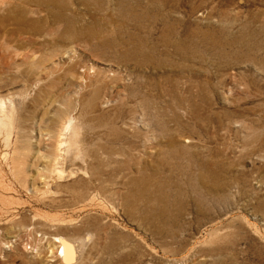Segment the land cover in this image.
Here are the masks:
<instances>
[{"label":"rangeland","instance_id":"374dc122","mask_svg":"<svg viewBox=\"0 0 264 264\" xmlns=\"http://www.w3.org/2000/svg\"><path fill=\"white\" fill-rule=\"evenodd\" d=\"M72 2L78 75L56 34L34 45V129L13 162L0 145V264H63L55 236L86 237L79 264H264V0ZM70 112L80 157L49 177Z\"/></svg>","mask_w":264,"mask_h":264},{"label":"bare ground","instance_id":"6f19581e","mask_svg":"<svg viewBox=\"0 0 264 264\" xmlns=\"http://www.w3.org/2000/svg\"><path fill=\"white\" fill-rule=\"evenodd\" d=\"M70 1H71L70 4H67L69 2L68 0H27V1H19L18 0V1H14V2L8 1V0L7 1L0 0V83L3 82L4 85H5V83H8V82L11 84H17V83H21V82L24 83L23 84L24 88L20 91H15V92L10 90V89L2 90L3 87H6V86L3 85V87H2L0 84V145L3 148L2 149L3 153L6 155L7 158L10 159L11 162H13L14 154H15V152H17L16 149H18V143L20 141L23 142V140H24V142L27 141L26 143H28V139L26 138L25 135L27 133L28 127L33 126L32 124H31V126H29V124H30L29 122L31 121V118L29 117V110L27 108L28 107V105H27L28 99L29 98L31 99V97H32L30 89L39 88V85H41V81H44V80H42L43 78L41 77V75H42L41 73H43L42 71H44L43 70L44 66H42V64H41V62H42L41 58L42 57L40 58L41 61L39 59H37V58H39V55H38V57L35 56L36 55L34 52L35 50L33 49L35 47L34 45H37L35 48H37V50H38L39 49L38 46L43 45L42 44L43 37H50L53 35L54 36L57 35L58 37L56 39L54 37L55 41L53 40L54 41L53 44L57 48H60V47L65 48L64 51L62 50V53L64 56L66 55V60H65L66 67L65 68L68 69L67 72L73 71V73H74V70L76 69V66H74V65H76V62L74 64V57H75V60L77 61V59H76L77 56H75L77 53L76 54L74 53L73 43L75 42L76 38L78 40L77 33L81 31V30L79 31V29L77 27L79 25L76 24V22H77L76 19H77L78 15H79L78 18H80V16H82V15H80L82 11L78 12V9L75 7L74 2H72L73 0H70ZM76 1H78V0H76ZM87 3H88V1H87ZM90 4H91V1H90ZM110 9H112V7ZM88 12H89V10H88ZM86 16L87 15H85L83 17H86ZM103 21H105V20H103ZM79 22H81V21H79ZM83 23H86V22H83ZM103 24L105 26V23H103ZM85 26H86V24H85ZM11 27H12V30L10 29L11 32L9 33V28H11ZM90 27L91 26L87 27V29H88L87 33L93 32L94 28L93 29L91 28L92 29V31H91ZM93 27H94V25H93ZM110 27L108 26V28H110ZM114 27H113V29H114ZM100 30H101V28H100ZM95 31H96V29H95ZM105 31H102L103 34L105 33ZM88 35H91V34H88ZM92 35H93V33H92ZM82 40H83V38H82ZM39 41H41V42H39ZM46 42H48V41H46ZM46 42L44 44H46ZM87 42H89V41H87ZM49 44H50V42L48 43V45ZM54 45H52V47ZM66 45L68 47H66ZM47 47H45V49H47ZM40 48H43V47H40ZM75 51H76V49H75ZM42 52H44V51H42ZM57 52H59V51H57ZM45 53H47V52H45ZM38 54H39V52H38ZM40 54H41V52H40ZM57 54L55 55V57L57 56ZM43 55L46 56L47 54H43ZM78 59H79V57H78ZM53 63H55V62H53ZM36 64H39V65L37 66ZM62 64H64V63L62 62ZM11 65H15V67H14L15 70L11 69ZM25 65L27 66V68ZM57 65L58 64L53 65V66H55L54 69L57 67ZM77 65H80L79 62L77 63ZM60 66L62 67V65H60ZM81 66H82V64H81ZM33 67H35V70ZM88 67H87L86 72H88ZM30 68L32 69V71H29ZM63 68L64 67H62L61 69H63ZM83 68L80 67V70ZM54 69L52 71L50 70V72L54 73ZM59 69H58V71H60ZM90 70H91V68H90ZM11 71H12L11 74H5V72L7 73V72H11ZM96 71L94 73H96ZM63 72H61V73L63 74ZM65 72H66V69H65ZM67 72H66V76L68 75ZM88 73L90 74V72H88ZM74 74H77V73H74ZM82 75H83V73H82ZM84 75H87V74L84 73ZM90 75H91V77H93L92 75H95V74L91 73ZM97 75L100 76L99 74H97ZM52 76H54V74ZM32 77H34L33 79L35 81H34V83H32V86L29 88L30 85L28 86V82ZM79 77H80V75H79ZM82 77L83 76H81V78ZM56 78H54V79H56ZM93 78H95V77H93ZM52 79L53 78H51V80ZM83 81H82V83H83ZM87 82L88 81H86V83ZM86 83L84 84L85 86L92 84V83H90V84H86ZM38 93H41V92H38ZM34 95H33V97H34ZM36 99L37 98H35V100ZM31 101H33V99ZM33 104H35V103H33ZM34 109H36V107ZM35 112H36V110H35ZM35 112H33V114H35ZM67 113H69V112L67 111ZM31 114H32V112H31ZM33 117H35V115ZM56 118H59L58 122L56 123V125H57L56 128H54V131L49 129L50 132L53 131L52 133H50L51 138L49 137L52 141V145L49 144V146H53V148H51L52 151L50 150V154H49V156H47L49 160L47 159L48 163H46V166H48V167H46V168L44 167L46 170V173L48 174L47 176H49V177L50 176L61 177V176H67L68 174L73 173L72 170L74 171L75 168L74 169L72 168V170H71L69 168V166L67 168V164L65 167H64V164L63 165H61V164L64 163L63 161L68 162V161H72V160H75V159L80 157V154L78 152V148L76 146V144H77L76 136H77V128H78V124L76 123V119L71 114V112H70V114H65V115H62L60 117L57 116ZM76 118H77V116H76ZM33 121H34V119H33ZM35 121H36V119H35ZM31 128H33V127H31ZM33 129L30 131L31 132L33 131V133H35L36 131H34ZM39 134H40V132H39ZM30 135H31V133H30ZM29 137H31V136H29ZM22 142L20 143L21 145H22ZM44 143H45V141H44ZM41 144H43V143L41 142ZM25 147H24V149H25ZM22 148H23V146H22ZM22 148H20V149H22ZM46 155H47V153H46ZM86 158H88V156ZM59 160L62 162H59ZM77 161H78V159H77ZM79 162H82V161H79ZM74 164H77V163L75 162ZM78 164L80 165L81 163H78ZM82 164H84V163L82 162ZM92 164H90V165H92ZM68 165H69V162H68ZM18 168H21V166L19 165ZM85 168H86V170H88L87 167H85ZM77 169L79 171L82 170L80 168H77ZM83 171H84V169H83ZM75 175H77V174H75ZM79 175H81V174L79 173ZM68 177H69V175H68ZM46 178H48V177H46ZM57 181L58 180H56V182ZM86 182H87V180H86ZM88 182H89V180H88ZM85 238L84 239H81V238L80 239H77V238L68 239V236H67V238L61 237V236H55V239H54L55 243L58 244L57 250H59V248H60V254L59 255L56 254L58 259L60 260V262L63 264H79L84 259V257L86 258V256H84L85 255L84 250L85 249L87 250V248H89L90 246L85 248L86 247V241H87V240H85ZM51 239H53V238H51ZM51 243H53V242L50 241V244ZM50 246H53V245H50ZM47 248H46V250H47ZM54 250L56 251V249H54ZM61 250L63 252H61ZM87 251L85 253H87ZM89 251H90V249H89Z\"/></svg>","mask_w":264,"mask_h":264}]
</instances>
